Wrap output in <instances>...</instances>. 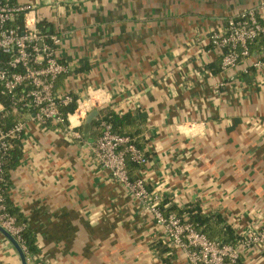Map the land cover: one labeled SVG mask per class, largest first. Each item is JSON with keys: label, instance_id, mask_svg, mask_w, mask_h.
I'll return each mask as SVG.
<instances>
[{"label": "crops", "instance_id": "crops-1", "mask_svg": "<svg viewBox=\"0 0 264 264\" xmlns=\"http://www.w3.org/2000/svg\"><path fill=\"white\" fill-rule=\"evenodd\" d=\"M10 1L59 37L71 70L56 89L77 98L68 120L82 136L28 121L5 192L35 237L30 264H190L93 155L87 118L106 107L145 121L138 178L159 204L220 216L241 240L264 232V71L256 52L224 70L210 41L263 0ZM239 263L264 264V243ZM0 264H22L1 233Z\"/></svg>", "mask_w": 264, "mask_h": 264}, {"label": "built area", "instance_id": "built-area-1", "mask_svg": "<svg viewBox=\"0 0 264 264\" xmlns=\"http://www.w3.org/2000/svg\"><path fill=\"white\" fill-rule=\"evenodd\" d=\"M33 11L31 6L0 0V96L9 102V106L0 103V118L2 121L9 116L16 118L10 128L0 125V225L19 241L24 251L26 248L21 243L23 228L17 225L6 203L4 165L13 141L24 138L28 121L40 126L52 123L63 129L67 136L82 137L70 128L69 120L65 127L60 111L61 106L73 102L72 95L60 94L56 89L60 77L71 70L56 53L60 39L39 27ZM21 17L24 23L18 25ZM262 18L264 0L257 8L230 19L223 33L210 37L213 46L225 50L224 70L233 69L254 56L250 47L262 41V51L256 55L253 67L264 71ZM101 129V136L90 148L96 160L154 216L157 224L165 227L167 243L186 251L190 264H237L244 246L264 243V232H254L247 240L240 239L236 245H221L197 231L187 217L183 219L177 214L165 216L158 200L147 190L145 181L142 178L131 181L128 175L127 157L130 155L133 161L140 162L143 160L142 151L130 138L115 133L110 124L102 122ZM33 259L34 256H27L29 264Z\"/></svg>", "mask_w": 264, "mask_h": 264}, {"label": "trees", "instance_id": "trees-1", "mask_svg": "<svg viewBox=\"0 0 264 264\" xmlns=\"http://www.w3.org/2000/svg\"><path fill=\"white\" fill-rule=\"evenodd\" d=\"M23 17L19 18L17 21L18 25H23ZM42 29V26H39ZM44 32L45 30L42 29ZM50 34V33H48ZM262 41H258L250 47L252 52L260 53L262 51ZM4 59V57H2ZM0 103L9 106V102L5 97L0 96ZM78 109V100L73 96V102L67 106H61L60 111L65 119V127L68 125V117L74 114ZM14 116H9L2 121L0 118V125L5 128H10L14 124ZM106 122L110 124L113 131L122 136L128 137L132 140L133 144L142 151L143 145L145 144V121L134 115L132 112H127L124 115H120L115 112L111 107H106L100 110V114L97 119H95L90 124V130L96 136V140L101 136L102 129L101 123ZM23 139H17L13 141L12 148L7 154L5 161V190L6 183L8 182L9 173L11 170L15 169L20 165L23 158ZM144 158L142 161H133L131 156L127 157V171L131 181H135L138 178V173L143 170ZM9 213L16 219V223L19 227L23 228L21 233V243L25 246L26 256H34L37 254V247L35 244V237L33 233L24 226V222L21 219L20 214L7 202ZM168 201L160 203L159 207L165 216L171 214H177L181 218H186L193 224L197 231L205 234L210 240L216 241L221 245H236L240 238L236 234L235 230L232 228L227 221L220 216H205L202 214L200 208L196 206H189L186 208H179L174 204H170L168 207ZM167 252V249L162 250ZM240 259L237 264H240Z\"/></svg>", "mask_w": 264, "mask_h": 264}, {"label": "water", "instance_id": "water-1", "mask_svg": "<svg viewBox=\"0 0 264 264\" xmlns=\"http://www.w3.org/2000/svg\"><path fill=\"white\" fill-rule=\"evenodd\" d=\"M98 115H99V113L97 111L91 113L89 115V117L87 118V123L91 124L98 117ZM0 233L6 238V240L17 251V253L19 254L21 263L22 264H29L28 260H27L26 253H25L23 247L21 246V244L19 243V241L10 232H8L5 228H3L1 225H0Z\"/></svg>", "mask_w": 264, "mask_h": 264}]
</instances>
